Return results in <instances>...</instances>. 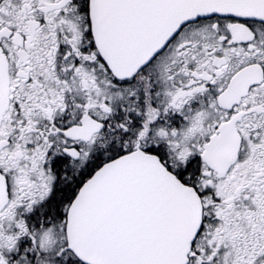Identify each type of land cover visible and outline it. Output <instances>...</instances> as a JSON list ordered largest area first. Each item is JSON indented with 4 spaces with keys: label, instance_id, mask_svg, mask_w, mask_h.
Returning <instances> with one entry per match:
<instances>
[{
    "label": "snow or ice",
    "instance_id": "1",
    "mask_svg": "<svg viewBox=\"0 0 264 264\" xmlns=\"http://www.w3.org/2000/svg\"><path fill=\"white\" fill-rule=\"evenodd\" d=\"M0 264H264V0H0Z\"/></svg>",
    "mask_w": 264,
    "mask_h": 264
}]
</instances>
